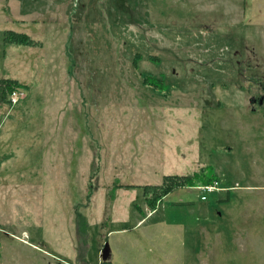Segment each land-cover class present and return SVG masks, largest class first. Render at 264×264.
<instances>
[{
	"label": "rangeland",
	"instance_id": "obj_1",
	"mask_svg": "<svg viewBox=\"0 0 264 264\" xmlns=\"http://www.w3.org/2000/svg\"><path fill=\"white\" fill-rule=\"evenodd\" d=\"M5 79L0 264H264V0H0Z\"/></svg>",
	"mask_w": 264,
	"mask_h": 264
},
{
	"label": "trees",
	"instance_id": "obj_2",
	"mask_svg": "<svg viewBox=\"0 0 264 264\" xmlns=\"http://www.w3.org/2000/svg\"><path fill=\"white\" fill-rule=\"evenodd\" d=\"M4 41L8 43H13V44H23V45H32L30 39L21 33H16V32H11L8 31L4 35ZM25 88L24 84H20L17 80L14 79H5V80H0V90L7 93H11L12 91H15L17 89ZM8 94V95H9ZM162 184L157 187L158 192L154 194L155 199L158 201L161 199L163 195H165L167 192L171 191L173 188L176 187H185V186H200V185H208L212 184L214 182H217L216 175L212 172L210 167H206L204 176H165L163 178ZM197 182L199 184H197ZM148 186V185H147ZM152 187V186H148ZM141 188V187H139ZM144 190V194L147 192V187H142ZM148 206L149 208L153 209L156 203L151 204Z\"/></svg>",
	"mask_w": 264,
	"mask_h": 264
},
{
	"label": "built area",
	"instance_id": "obj_3",
	"mask_svg": "<svg viewBox=\"0 0 264 264\" xmlns=\"http://www.w3.org/2000/svg\"><path fill=\"white\" fill-rule=\"evenodd\" d=\"M24 94H22L21 91H12L10 94H9V97L12 101H15V100H19L22 98ZM197 189L200 191V200L204 201L205 198H206V195L207 193H209L210 191L212 190H217L218 187H217V182H214L212 184H208V185H200L197 187Z\"/></svg>",
	"mask_w": 264,
	"mask_h": 264
},
{
	"label": "flooded vegetation",
	"instance_id": "obj_4",
	"mask_svg": "<svg viewBox=\"0 0 264 264\" xmlns=\"http://www.w3.org/2000/svg\"><path fill=\"white\" fill-rule=\"evenodd\" d=\"M262 103H264V93L261 94L257 100V104L260 106Z\"/></svg>",
	"mask_w": 264,
	"mask_h": 264
},
{
	"label": "crops",
	"instance_id": "obj_5",
	"mask_svg": "<svg viewBox=\"0 0 264 264\" xmlns=\"http://www.w3.org/2000/svg\"><path fill=\"white\" fill-rule=\"evenodd\" d=\"M247 264H250V263H247Z\"/></svg>",
	"mask_w": 264,
	"mask_h": 264
}]
</instances>
